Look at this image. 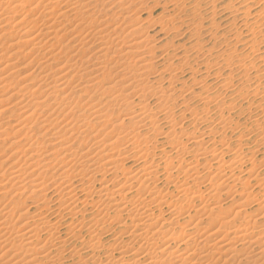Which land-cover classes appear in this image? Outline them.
I'll list each match as a JSON object with an SVG mask.
<instances>
[{"label":"bare ground","instance_id":"bare-ground-1","mask_svg":"<svg viewBox=\"0 0 264 264\" xmlns=\"http://www.w3.org/2000/svg\"><path fill=\"white\" fill-rule=\"evenodd\" d=\"M10 1H12V0H10ZM80 1L81 0H50V2H49L50 6L48 7L49 9L46 10L47 12H45V10L41 9L42 12L39 13L40 14L39 15L40 20L43 21L42 22V24H43L42 28L43 29H40V32H38V33L32 32V30H34V28H33L34 25H33L32 28L29 30V32H26L27 34H29L30 32L33 33L32 35L29 34L30 36L27 35L29 38H25L26 40H24L25 44L27 45L26 48L29 47V51H31L30 53L34 52V50L36 48L37 49L41 48L44 43L47 44L48 41H50L49 42L50 46H48L49 47L48 50L46 49L47 53H49V54H48V56H46L48 59H44V60L42 59L43 63H41L42 61H40L39 58H38L39 60H37L36 58L35 59L33 58L32 61L30 60L31 62L30 61L28 62L29 64L30 63L32 64V62L37 60V61H40L41 64H39V62H38L37 63L38 65L36 64V67L34 66L35 68L33 69V71H34L33 73L28 72V74H24V76L19 81H25V83L24 84L22 83L23 86L18 89V91L16 92L15 95L19 96V94H22V92H21L22 90H24V91L28 90V92H26V93L27 94L29 93L28 97L30 98L29 99L30 100L29 101L30 104H28V101L26 99L28 105H26V107H24V105H22V103L20 101L21 106H19V107L20 108L22 107V110H23V112L20 115V117H22L23 119L20 121V119H21L20 118L18 122L16 120V122H15L16 124L13 123L12 126L10 125V127L13 128L14 133L18 134V133L22 132L26 128L25 125L24 126L22 125L23 121L30 120L35 115L39 116V121H38L37 118H35L33 124H32V122H30L31 120L28 121V122H30L33 125L31 127L39 126L41 129L44 130L42 132V134H40L41 135L40 137H44V136L47 135L52 140H56V142H57L55 144L56 145L55 147L52 144L51 145H44V147H52L53 148L52 150L50 149V154L44 156V158H46L47 161L44 162V163L41 161L42 164L39 163L38 161L35 162V160L33 162V158L32 157L35 156V154H38V153H35V151H34V153L33 152L31 153V151H33L37 147L38 148L39 147H43L44 143L43 144L41 143L42 144L41 146L40 145L37 146V143L34 144V142L33 143L32 142L29 143L28 141L31 140L30 137L32 135H34V134H31V133H30L31 135H29L30 131L27 132V133H24L21 136L22 139L27 141V143L24 146L25 148H21V146H20L21 149L20 148L19 149L15 148L17 150H15V152L13 154H11L12 156L11 155L10 156L13 157V156L19 154L20 156L18 155L19 156L18 161H20L21 157L25 158L26 160H24V161H28L27 165H29L31 167H32V165L41 166L43 168V172H45V173H47L49 170H52V168H55L57 166L59 168L64 167V169H63L64 171H63V174H62V177H61V178H63V179H61L63 181L61 182V180H60V181H58V183H60V186L62 184V187L65 186L64 188H62V187L61 188H62V190H64L65 195L68 198H67V200L63 201L62 196H60L61 198L60 199L58 198V201H57V204H58L57 209H55L54 211L51 210V212H49L48 216L43 214L45 216L42 217L41 214H38V215L32 217L31 218L32 220L30 219V221H28L29 219L28 220L26 219L25 214H23V215L21 214V215H18V219H21V220L23 219L24 220V217H25V220L24 221L22 220L19 223H17V221H15L17 224L10 225V224L6 223V219L10 223L9 219L12 218V216L14 214H18V213H20L21 210L23 211V209H24V205L21 204L22 205L21 206L17 202L18 206H15L12 203L11 204L12 208L13 207L14 208H13V210L12 209L9 210V212L7 211L8 213H7L6 219H5L4 216L0 215L1 217H3V218L0 217L2 219V221H0V259L6 257L5 262L2 263V264H66V260H69L70 264H264V207H262V206L259 207V203H260V205H262V200H261L262 198L260 199L261 201L258 203V205H256L257 207H259L258 209L256 207V210L254 208H253L254 210L253 209H251V210L244 209L248 205L255 204V203L251 204L252 202H255V201L258 202L257 199L259 198L257 196L258 198L251 199L250 197H254V196H250L251 194H248V197L250 196L249 199L252 200V201H250L248 199V197H246L247 193H246V196H245L246 200L242 204H237L236 203V205L234 206V208L238 207L236 209V211H234L233 209L225 210L226 207H225V209H223L222 207L217 206L215 204H214L213 207H211L209 205L210 203H206L203 206H201L200 210L196 209V210L199 211L198 212L199 214L201 213L200 214V217H202L201 219H199L200 218L199 217L198 218L199 220H194L193 221V220H191L193 218L192 217L191 219H188L187 222L185 221L187 224H184V222H183V224L185 226L182 224V227H181V223L180 222L183 219H180V217H182V216L185 217V215H183V213H185L184 212L185 210H183V209H185V208L187 209V206H185L184 208H178L179 205L178 206L177 205L176 206L173 205V206H175V208L172 211H170L171 209L169 210V207H170L169 206L168 210L170 212L167 210L169 212L168 215H167L168 219L167 218L164 219L165 217L163 215L161 216L162 213L159 212V210L161 208L158 207V213H161V214L157 213L158 215H156L154 212H152V210L150 212V210H149L150 206H149V208L145 207V206H147V204L145 206H142V204L144 202L143 203L140 202L141 199L139 200V202H140L139 205L137 203V206H134L135 204L133 202H135V200L133 202L130 201V200H126V197L128 199V191H126L127 194L124 192L126 190V188H127V185H128V187L129 186L133 187L135 185H138V189L136 188L137 189L136 190L137 194H136V192L133 191L135 189V187H134V189L132 191L139 198H140L141 195L144 196L143 194L146 193L149 196V198L151 197L150 200H152V202H155V204H157L156 201H158L159 199H162L161 194H160V192L158 190L156 192L155 191L152 192L150 190L147 191V189H149V188H147L148 186L145 185L146 182H148V184H149V182L151 183V181L153 183H154V181L156 182L157 181L156 180L157 176L159 177V174L161 175V173H162L161 170H160L161 169L160 162H159V165L158 166L155 165L156 166L155 167L154 166V161L151 158L154 155V151L158 150L157 149L158 147H161V143L162 142L160 143V141H159L160 138L157 139V136L158 135H162L161 137L164 138V142H165V139L166 140H168V139L170 140V145L168 147H170V151H172L171 155H170L169 151H168L169 153L167 152L170 156L167 155V157H165L164 162H163L164 164H162L163 167H164V168H162L163 169L162 170L163 174L159 177V179H160V178L165 176L164 177V179H165L164 182H166V184L168 182H171L172 177H175V175H173L171 172H169V170L173 169V167H174L173 166L174 165L173 164V159H177L178 164L180 162V164L178 166L176 165L177 166L176 169L178 171H180L181 175H183L182 174V172H183L182 169H183V166L185 164L184 160L185 159L191 160V158L195 159V160L193 159V161L191 160L192 162L188 161L189 162L188 165L186 163V165L188 167L185 168L186 170H184L183 173L185 174V176L188 174L187 178H186V179H188V176L189 175L191 176L194 173L195 174L196 173H200V175H201L203 173L202 171L205 172V170H201V168L205 167L204 165H206V163L208 164L209 160L211 161V160L220 159L225 154L226 155L229 154L228 152H231V151L234 152L233 148L236 146L235 147L236 152H240V154L243 155V160L240 161V159H242V158H240L239 159L240 162H238L240 164L239 169L241 168V166H244V167L248 166L249 169H248V167H246L248 169L246 174H248L249 178H252V179H250L251 181L248 180L246 182L247 184H246L245 187H247V186L251 187V182H253L255 184L254 186L257 187V190H260V192L259 193L257 192V194H261L262 195V192H264V191H262V188H261V186H262V177H260V176H262V157H263V160H264V151L262 152V148H264V142H262L264 140V131H263L264 127L262 128V126H263L262 125V116L264 117V115H262V113H263V109L264 108L263 107H259L260 106V104H259L258 105V107H259L258 108L259 109L258 113H255V110L257 109V108H255L253 113H255L256 115L254 114L255 115L254 116L251 113V115H253L254 118H252V120L249 121L251 119V117H250L251 115L248 116V117H250V119L248 117H246V119L247 118L248 119H247V122L244 123V124H240L238 119L237 120H232L233 117L231 118L230 115L232 114V111H234V109H236L238 107L235 106L236 104L235 105H233V103L231 104L230 103L231 100L229 101V103L226 102L224 100L225 99L224 96L222 94H220V91H219L218 95H206L207 94L206 93V94H204L205 96H202L199 91H201L200 89H202V91L204 90V86H205V82H206V80H205L206 76L202 75L199 78H196L193 82H191L192 83L191 84L192 87H190V86H181L180 89H181V91L186 89L185 90L186 94H185L184 97L189 98L190 100H197V101L202 103L201 104L202 105L201 109L200 108H193V109L189 108L190 110H188L189 113H187V114H189L190 117H188V119L191 120V118H193V121L195 123H197L196 125L198 127H199L198 123H201V124L204 123L203 127H204L205 130H206V128H209L210 126H213V129L212 130L208 129L210 131H208V132L206 131V135L207 136L203 137V138H200L204 134L202 132L201 135L198 134L200 137L199 136H194V133H193L192 136L189 134L190 136L188 135L189 137H187L186 140H182V139L178 140L181 137L178 138V139L176 138L177 136L175 137L176 139L172 138V136L175 135V129L178 126V124H177L176 121H174V120L172 121V119H170V120L168 119L169 121H167V120L165 121V123L167 122V126H166L167 131L165 129L164 133L160 132L159 131L160 128H157V126L155 125L156 122L160 123V120L155 118L156 117L155 115H157L158 113H162V116L167 119L168 115L170 113L169 111H171L170 110L171 108L169 109V108H167L168 106H166L167 109H164L165 105H164V107H162V106H160L158 104L159 106L157 105L156 109L152 108L155 111L157 110L156 113H152L154 111L153 110L152 111L149 110L150 109V107H149L150 105L146 101H148L147 99L151 98V100H156L157 102L159 101L158 103H161L163 101H165V102L169 101L170 102L171 100H173V98L175 96L174 92L177 89L175 87H174V89L173 88H169L168 86L167 87H162V86L157 87V85H156V87L150 86L152 84V81H153L152 80L153 78L151 79V77H154V76L149 77L151 75L150 71L154 70V72H155V71H157V69H156V66L155 67L153 66L154 63H152V62L150 63L146 59V55L149 54V56H148V58H149L150 57V53H152V49L154 48L153 47L154 44L153 45L149 44L150 41H148V37L147 38H141L140 37V38H138L137 40H134V41L127 40L131 36V34L133 33L132 32L130 34V31H129V33L127 31V34H129V35L125 36L122 40H120V42H119V45L121 44L120 46H117V47L115 46V48H114L112 46V42L110 41L111 39H108V40H105V41L103 40L104 36L102 35V33L107 32V31H105V28H107V27H105V28L99 29V31L97 32L98 35L101 34V36L92 35V36H90V39H88L86 42L82 40L83 42H80V44H79V46L81 45V48L77 49L78 51L76 50L77 51V52H75L76 54H74V56H72L71 58H67V60L64 63H62V64L60 63V60H59L60 58L59 59H55L53 57V55H52L53 53H51V52L54 49L57 48V45H59V44H56V48H55V43H59L60 42V46H61V42L64 41V37L67 35L66 33H62V32L65 31L66 26L70 27V26H72V24H71L72 22H76V24H75L76 26L74 28H72L75 31V29L77 27H79L78 25L81 26L82 24H86V23H88L91 20L90 17H88V15L86 16V14H84V13L80 14L83 11L82 10L81 12L79 11L80 13L74 12L73 13L74 14V18H72L74 20L73 21H68V24L64 25V27L62 29L61 28L57 29V28L61 27L62 24L64 23V21H63L62 24L59 23V25L61 24V26L57 25L56 28L54 27V25L57 23V21L58 20L60 21L61 19L65 18V13L67 11H69V9H67L66 12L64 10H63L64 12H61L62 9H65V8H62L61 5H63V6H71V4L73 5L74 3H75V5H79ZM101 1L102 0H100V2ZM125 1L126 0H123V2H125ZM261 3L262 2H260V4ZM9 4L7 6H9ZM140 5H142V4H140ZM213 7H214V5H213ZM36 9H37V7L35 8V10ZM179 10L180 9H178V11ZM245 10L246 11H243L242 14H243L244 17H246L245 19H247L251 13L248 12L249 10L248 11H247V9H245ZM70 11H72V10H70ZM235 12H237V11H235ZM241 12L242 11H240V13ZM258 12L260 14L261 11L259 10ZM192 14H193V12H192ZM54 16H56L57 18H59V17H63V18L57 19L55 17L53 19ZM10 17H12V16H10ZM199 19H201V18H199ZM47 20L51 21L50 25H47L48 22H45ZM94 21H95V19H94ZM171 21L173 22L174 18L170 19V23H171ZM201 21L199 20L198 22H201ZM91 22H92V20H91ZM131 22L136 24L137 20L134 19L133 21H130V23ZM252 23L256 25V23H254L253 20H252ZM35 24H36V22H35ZM90 24L91 23L89 22L88 25H90ZM97 24H98V22H97ZM124 25L125 24H123L122 27H124ZM149 25H150V23H149ZM257 25L258 26H255L254 28H252V31L251 30H249V31L253 32L254 34H257V33L260 34V31H257L258 27L260 25L259 24H257ZM116 26L115 27L113 26L112 28L110 27L109 30H108L109 32H112L115 37L120 32L121 33L125 32L124 28L127 29L126 27L121 28V26H118V25H116ZM30 27H31V25H30ZM11 28H12V26H11ZM53 28H55V29H53ZM98 28H100V27H98ZM133 29H134V34H135V33H138L136 31H138L140 29V27H139V29L137 27V30H136V27L135 28H131V31H133ZM259 30H261V29H259ZM254 34H252L251 36H253ZM263 37H264V35H263ZM105 38L107 39V37H105ZM117 39H118V37H117ZM69 40H68V42L71 41V40L70 41ZM24 42H22V43H24ZM16 43H19V42L17 41ZM88 43H90V45H88ZM12 45L14 46V44H11L10 46H12ZM66 45L67 46L64 45L65 47L64 46L62 47V48H65V51L69 50V49L72 50V48L69 47L68 43ZM86 45H88L90 47H88V48L86 47L85 48ZM124 47L127 48V50L124 51L123 50ZM4 48H6V47H4ZM255 49L257 50V47ZM256 50H255V52H256ZM83 52H87V53L91 52V53L89 54V56L86 57V55L82 56ZM147 52H148V54H146ZM255 52H254V55H255ZM61 53H63V52H61ZM256 53H258V50H257ZM184 54H185V52H184ZM151 56H153V54ZM168 57H166V58H168ZM242 57H245V56H241L240 58H238V60L233 64V66L237 65V64H241L244 61V60H242ZM257 57H258V55H257ZM258 58H259V60L262 59L261 57H258ZM228 59H229V61H233L235 59V57H231V58L229 57V58H227V60ZM149 60H150V58H149ZM91 62H93L92 65H90ZM171 62H170V64H171ZM79 63H80V65H79ZM183 63H185V62H183ZM32 65H34V64H32ZM96 65L97 66H103V68H102L103 70H98L97 73L94 74L95 76L92 75L93 76V84L91 83L92 81H90V79H88L89 81L87 80V82L85 83L83 81L85 76L89 75V73H92V72L94 73V71L96 72V70L98 69V68H95V67H97ZM53 66H55V67H53ZM91 67H93V69ZM99 69H101V68L99 67ZM164 69L165 68H163L162 70L165 71V72L167 71L166 72L167 74H168V72L172 71V69H170V68L168 70L167 69L164 70ZM253 69H255V71H254V73L252 75L255 76L254 77L255 80H257V81L261 80L262 77H263L262 76L263 74H260V75L257 74L261 70L259 68L256 69L254 67H253ZM192 70L194 71V69H192ZM154 72L152 73L153 75H154ZM155 73H161V69H160V72L158 71V72H155ZM34 74H36V76H34ZM56 74H59V75L55 76ZM175 75L176 74H174V76ZM38 76H40L43 79V82L42 83L40 82V84H39V82H38V84L35 83L36 80L37 81L39 80V78L36 79ZM157 76L159 78V75H157ZM253 76L250 75V77H253ZM10 77L12 78L11 74H9V75L6 74L5 77H3L2 79H6V78L9 79ZM168 78L173 80V78H170V77H168ZM154 79H155V77H154ZM252 80H251V82H252ZM47 81H49L48 84H51V86L47 84ZM57 81H60V83L54 85L53 83H56ZM158 82H159V80H158ZM174 82H175V80H174ZM248 82H246V83H248ZM258 82H257V85L259 84ZM246 83L244 82V84H246ZM44 84H45V87L42 89L41 86L44 85ZM233 84L234 83H227V82L225 84H223V85L220 84L221 85L220 89L222 91H224L225 94L229 93V92H234L231 89ZM249 84L251 85V83H249ZM72 85H73V87L70 88ZM158 85H159V83H158ZM260 85H261V83H260ZM254 86H256V85L254 84ZM30 87H32V88H30ZM258 87H259V85H258ZM258 87H256V88L260 89ZM261 87H263V86L261 85ZM68 88H69V90H68ZM241 88H243V84H242ZM251 88L253 89L254 87H251ZM41 89L44 90V91H47L48 93H46L44 91H41ZM180 89H178V90L180 91ZM245 89L246 88L241 89V90H245ZM24 91H23V93H24ZM202 91H201V93H202ZM240 91L238 90V92L236 91L235 93L237 94ZM247 91H248V89H247ZM253 91L254 92H252V94H251V95H253V93H254L253 96L248 95L251 92L247 93L248 97H250V98H248V103L249 104L251 103V101L255 100L254 99L255 96L257 97V93L256 92H259V91H256V89L253 90ZM261 91H262V89H261ZM209 92H208V94H209ZM263 92H261V93H263ZM77 93H82V94H86V93H90L91 94L92 93L94 96L96 94H100V93H101V95L104 94L105 96L107 94V96H106L107 98H106V102H105L104 106H107L109 109H111L110 107H113V106H119V108L124 106V109L121 110V114L125 112L127 117L125 119L122 118L121 122H117L118 121L117 120L116 122L118 124H116V125H114L112 127L110 126V128H112L111 132L109 134H107V135L104 133L105 136H103V139H101L99 141L97 140L96 136H92L90 138L86 137L88 139L87 140L88 142H90V141L94 142L91 145L90 148L85 146L87 144V142L86 143L84 142L85 137H76L77 136L76 135L75 136V140H74V138H73V140L74 141H81V143L79 142L78 149H74L73 150V148L70 145H68L70 142H72V141H70L71 138H72V134L68 135V131L71 130V132H69V133H72V131H74V129L78 130V128H80V129L81 128H86L88 123H89V126H90V122H88L90 120L89 119L87 120V118L85 120V117H83L84 118V119H82L83 121L80 120L82 122L81 124H79L78 122L73 120L75 122L72 123L71 129L68 130V128H70L71 125L68 124L69 127L67 129L66 128H62V127L59 128L60 127V125L58 124L59 121L56 119V117L59 116V115L61 116V114L64 113L63 117H65V118L71 117L70 119L72 120L73 115H74L75 112H74L73 107L71 108L69 106L70 100L72 98H74V96H76L78 98V100L80 99V97L83 96L82 94L77 96ZM217 93L218 92H216V94ZM73 94H76V95H73ZM263 94H261V95H263ZM26 95L22 94L23 98ZM245 95L246 94H244L242 96L244 97ZM229 96H232V98H233L232 94L229 95ZM229 96H228V98H230ZM245 97H247V96H245ZM258 97H259V95H258ZM21 98H18V99L20 100ZM90 98L92 99V97H90ZM58 99H59V101H58V104H57L56 101ZM262 99H263V97H262ZM243 100L246 101L247 99H243ZM260 102H258V103H260ZM14 103H15V101H14ZM14 103L12 104L13 106H11L12 108L13 107L15 108L16 107L15 105H17V103L15 105H14ZM55 103L57 104L58 107H56V108L55 107H51V105H53ZM234 103H236V101ZM241 103H239V104H241ZM256 103H254L253 106H256L255 105ZM24 104H25V102H24ZM249 104H248V106H250ZM182 106H184V105H182ZM28 108H30L31 110L33 109V110L30 111V110H28ZM95 108H97V107L95 106ZM95 108H94V106H90L88 108L89 109L88 110L89 111L88 112L89 113L88 117H90L94 121V124H93L94 126L93 127H95L96 124L99 125L102 120L105 122V120L107 119L106 116H103V114H102L103 111L102 110L95 109ZM251 109H252V107H251ZM224 110L226 111V113L229 114V116L227 115L229 117V119H227L228 117L223 118L222 114H223ZM39 111L41 113H39ZM46 111H47V114L43 115V113L46 112ZM65 111H66V113H65ZM246 111L248 112V110H246ZM210 112L214 113L213 117H216V119L212 120L213 117H208V115H209L208 113H210ZM22 115H25V116H22ZM247 115H249V114H247ZM108 116H109V114H108ZM182 116H184V115H181L180 118H182ZM53 117H55L54 120L56 119L57 121L52 122V121H54V120H51ZM222 118H223V120H222ZM163 119H161V120H163ZM188 119H186V120L184 119L185 122L188 121ZM71 120H70V123H71ZM244 120L242 122H245ZM103 121H102L101 124L104 123ZM194 122L190 121V123H194ZM4 123L6 124V122H4ZM30 123H28V125ZM76 123H78V125ZM111 123L112 122H110L107 119L106 122L104 123L103 127L105 128V127H107L106 126L107 124L110 125ZM247 123L250 126V129L244 127L245 124H247ZM2 124L3 123H0V127L4 125V124L3 125ZM149 126H151V127L154 126L152 128L157 129L159 132L158 131L156 132V130L152 129V131L154 130L153 131V136L141 137V134L143 133V132H141V129H143V128L145 129V128L149 127ZM190 126H192V124ZM241 126H243L245 129H247L246 130L247 132H243V130H240V128H242ZM5 127H7L6 129L10 130V128H8L9 127L8 124L5 125ZM31 127H28V129L30 130ZM48 127L52 131V133L50 135H48V131L50 132V130H48L49 129ZM93 129H95V128H93ZM116 129L117 130L119 129V131H118L119 135H121L122 133H124V134L127 133L126 132L127 130H128V132L130 131V133H132L133 135L131 134L132 135L131 138L126 140L125 142H124V140H120L118 138H117V140L114 137L110 138V136H113V133L115 132ZM180 129H181V127H180ZM204 129H202V130H204ZM0 130L2 131V129H0ZM13 130H10L9 132H11ZM77 130H76V134L78 132ZM205 130H204V132H205ZM234 130L237 131L236 135H238L237 138H236V141L233 142V143H236V145L233 144L232 142H230L231 140L229 142L224 141V140H227V138H228V137L224 138V137H226L227 133H233ZM1 131H0V133H2ZM146 132H149V130L146 131ZM146 132H144V133L146 134ZM196 132H197V130H196ZM87 133H89V130H88ZM87 133H86V135H87ZM200 133H201V131H200ZM213 133L214 134L216 133V135L218 134L219 137H220L219 139H221V140L218 141V139H216V138H211L210 134L215 136ZM118 134H116V135H118ZM1 135H3V133ZM80 135H82V134H80ZM88 135H90V134H88ZM230 135H228V136H230ZM247 136H250V137L247 138ZM21 137H20V139H21ZM33 137H37L38 138V136H36V135L33 136ZM33 137H31V138H33ZM244 137L246 139H244ZM170 138H172V139H170ZM255 138L257 140H255ZM20 139H19V142H20ZM121 139H123V138H121ZM211 141L213 143L207 147L206 145L209 144V142H211ZM217 141L223 147V148L221 147L222 149L220 151H218V152H216L217 148L215 147V145H216L215 143H217ZM262 143H263V145H262ZM18 144H20V143L14 141L13 143H11L10 148L17 146ZM72 144H73V142H72ZM100 144H103L102 151L99 149V150H96V152L101 151L102 152V155H100L101 157L98 154V156L100 158L99 157L95 158V156H93V154H92V156L95 158V160L91 161V159H90L91 165H87V162H86L87 167L83 166L82 162H85V160L87 158L85 160H83L82 162L80 161V158L83 159V158L87 157V155H89V153L92 152V149H94L95 146L98 147ZM123 145L125 146V148L123 147ZM233 145H235V146H233ZM247 145H252V146L249 147V148H246V147H248ZM120 146L123 147L122 148L123 150H119ZM204 146H206V147H204ZM243 146H245V147L243 148ZM159 149L162 151L161 148H159ZM152 150H154V151H152ZM163 150H164V148H163ZM218 150H219V148H218ZM37 151H39V150H37ZM26 152H29V154H25ZM47 153H49V152H46V154ZM163 153H164V151H163ZM167 153L166 152L164 153L165 156H166ZM40 154H41V152L39 153V155ZM26 155H28V156H26ZM53 156H55V157H53ZM38 157H36V158H38ZM183 158H185V159L182 160ZM236 158H239V157H236ZM121 159L123 161L124 160L126 161L128 159L138 160V161H140V163L142 162L141 164H143V165H140L139 171L134 172V173L128 172V170L127 171L125 170L126 172L124 170L121 171V168L119 169L120 172H118L119 171L118 170L119 166L118 167H116V166L118 164H120L122 166V164H121L122 160ZM223 160H221V162H219V163H222ZM117 161L119 162L118 164H116ZM175 161L176 160H174V162ZM177 162H175V164ZM185 162H187V161H185ZM202 162H206L205 164H203V167H201L202 165H200V163L202 164ZM214 162H212V163L214 164ZM231 162L232 161L230 160V163ZM210 163L208 164V166L210 165ZM217 164H218V162H217ZM224 164H226L225 161L222 164H220L222 168H223ZM14 165H16V164H14ZM199 165L201 167V168L199 167L201 172H199L197 170L199 168H197V169L195 168L196 166H199ZM220 165L218 164L219 169H217V170H220ZM235 165H234V167H235ZM80 166H83L85 168V169L82 168V172L83 173H81L79 171V169H77L78 171H76V168L80 167ZM110 166H112V167H110ZM20 167L17 168V170H15V172L13 171V175H11L12 176L11 178L13 179V181H16V183L19 182L22 179V176H21L22 174L21 173L23 172V174H24L26 172V171H24L26 169H22ZM41 167H40V171H41ZM105 167H108L109 169H111L110 170L111 174L116 175V177L121 176V179H119V178H116L117 180L115 179L116 181L119 180L121 182V183L120 182L116 183L117 187H116L115 191H112V192L110 191L111 186L109 185L110 186V189H109V187L106 185L108 181H106V182L104 181L103 184H105L106 186H103V184H102L101 188H99L97 190V192H94L95 189L93 191H91L92 188L90 189V187L93 185L92 182H90V185H91V183H92V185L91 186L89 185L88 187H85V186H87L86 184H85L84 187L83 186L73 187V186H76V185L71 186V185H68V184L66 185L65 184L68 181H70V182L72 181L71 177H74L76 179L78 178L79 181L81 180L83 182H86L83 179V177H86V179L88 178L91 181H98L97 178H99V177L101 179L103 178V180H104L106 178L104 176L107 174L106 171H108V168L106 170ZM236 167H238V166H236ZM35 168L36 167H34V169ZM208 168L210 169V167H208ZM213 168H214L213 171L216 172L215 166ZM216 168H218V167H216ZM230 168L232 169L233 167L231 166ZM34 169H31V171H33ZM36 169H38V168H36ZM122 169H124V168H122ZM174 169H175V167H174ZM181 170H182V172H181ZM207 170L208 169H206V171ZM221 170H220V173H221ZM40 171H38V172H40ZM74 171H76V173H74ZM233 171L234 170H232V172ZM159 172H161V173H159ZM108 173H109V171H108ZM177 173H179V172H177ZM208 173H210V172H208ZM208 173H206V174H208ZM0 175L2 176V174H0ZM205 175L202 174V176H199V177H196L197 176L196 175L193 178V180L191 179L193 184H195V183L197 184V182H200L201 180H202L201 182H204L205 177H207ZM39 176H41V174H39L37 176V178H34L35 181H32L30 183L33 187H35L37 189L33 193H40V192H43L45 190V188L40 187V183H37V180L39 181V179H38ZM81 176H82V178H79ZM218 177H216V178H218ZM11 178H9V179H11ZM183 178L185 179L184 175H183ZM55 179H57V178H55ZM208 179L210 180V177ZM208 179H206V180H208ZM236 179H237V177H236ZM140 180H142V181H140ZM213 180H214V178H213ZM111 181H114V180L112 179ZM183 181L184 180H182V183H184ZM211 181H212V179L210 180V182ZM226 181H228V180H226ZM239 181H241V180H239ZM245 181H246V179L244 180V183H245ZM137 182H139V183H137ZM248 182H249V184H248ZM9 183H11V182H9ZM63 184H65V185L63 186ZM173 184H174V182H173ZM234 184H235V182H234ZM46 185H44V186H46ZM243 185H245V184H243ZM11 186L13 188L15 186V184H13ZM151 186H152V184H151ZM195 186H194V188H195ZM212 187H213V185H212ZM252 187H253V185H252ZM51 188H53V187H51ZM175 188L178 189V187H175ZM220 188L222 189V187L218 186L216 188V191L218 192L220 190ZM48 189H46L45 192H48L49 191ZM56 189H58V188L54 187V190H56ZM181 189L182 188L179 189L180 190V194L182 192V195H184L183 194L184 190H181ZM198 189H199V187H197V190ZM58 190H61V189L59 188ZM153 190H156V189L154 188ZM208 190H209V188H208ZM230 190H231V187L226 192L229 193ZM245 190H247V188ZM16 191H18V190H16ZM32 191H31V193H32ZM189 191L190 190H188V193H189ZM64 192H62V193H64ZM194 192L196 193V191H194ZM197 192H199V190ZM217 192H216V194H217ZM44 193H41V194H44ZM56 193H57V190H56ZM177 193H179V192H177ZM191 193L192 192H190L189 194H191ZM195 193H194V197L195 196L198 197L197 194H200V193H197L195 195ZM180 194L178 196H182ZM204 194H205V192H204ZM45 195H46V193H45ZM255 195H256V193H255ZM41 196H43V195H41ZM58 196H59V194H58ZM134 196H133V198H135ZM185 196H187L186 193H185ZM118 197H120V202H117V198ZM144 197H146V196H144ZM166 197H167V195H166ZM192 197H190V198H192ZM215 197H217V196L215 195ZM260 197H262V196H260ZM64 198H65V196H64ZM183 198H184V196H183ZM200 198H201V196H200ZM212 198H213V196H212ZM36 199L38 200V198H36ZM181 199H182V197H181ZM181 199L179 201H181ZM197 199L199 200V198H197ZM41 200H43V203H46L47 202L46 200H48V199H46V197H43ZM208 200L210 201V198ZM208 200H206V201H208ZM217 200H220V199L217 198ZM159 201H162V200H159ZM159 201H158V203H159ZM176 201H177V199H176ZM186 201H188V200H186ZM186 201H185V203H186ZM191 201H193V200L191 199ZM191 201H190V203H194V202H191ZM152 202H150L151 205H152ZM40 203L43 204L42 202H40ZM145 203H147V201ZM160 203H162V202H160ZM163 203H164V201H163ZM183 203L184 202L182 200L181 204H183ZM188 203H186V204L188 205ZM233 203H234V200H233ZM34 204H36V203H34ZM167 206L168 205L166 204V208H167ZM190 206H192V205H190ZM45 207H46V205H45ZM90 207H91V209L96 211V214H97L96 216H98L97 219H93L91 222H89L90 224L88 223V224H84L82 226H80L81 224L80 225L78 224L79 225V227L77 226L78 228H76V227L72 228L73 224L71 222L76 221L73 217H75V218L81 217L82 218L83 217L82 215H85L84 212L86 211V209L87 208L89 209ZM238 209H239V211H238ZM189 210H191V209H189ZM110 211L113 213V216H114V218L113 217H111V218L115 219V220H113V223H114V221H116L117 223L121 222V224H122V221L127 219L129 221V224H126V225H129V227H132L133 229L131 230V232H133V230H134V232L132 234H131V232H128V230L123 232V230H124L123 229L122 231L119 230L121 232V233L119 232L120 234H118L116 236H113V237H112L111 234H110L111 237L110 236L108 237L107 235L101 236V235L105 234L106 231L104 232L105 228L104 229H100V226H102L107 219L109 221V218H110V213L109 212ZM182 211H183V213H182ZM193 211H194L193 214L197 213V211L196 212H195V210H193ZM165 213L163 212V214H165ZM198 213H197V215H198ZM194 216H195V214H194ZM48 217H50V218H48ZM188 218H190V217H188ZM64 219H69L71 221L70 223L72 225H69V226L67 225V227H65L63 230H60V227H61L60 221H63ZM162 219H164V222H161ZM236 219H238L239 221L241 220L240 223H236L235 222ZM110 223H111V221H110ZM141 223H143V225L145 227L147 225V227H146L145 232L144 233L142 232L143 234H140V235H138L139 237H137V236L134 235V233L136 231L138 233L141 230V228H140V225H142ZM239 224H240V226H238ZM123 225H121V226H123ZM173 225H175V226H173ZM186 225L188 226L187 230L183 231L184 228L186 227ZM159 227L160 228L163 227L165 229V231L160 233L159 232ZM155 228H157L158 230L156 231ZM162 229L160 231H162ZM142 230L144 231V229H142ZM153 230H155V231L152 232ZM122 233L124 235H126V233L128 234V235H126L127 239L122 237L123 236ZM43 235H47V239L48 240L43 237L46 240L45 243H43V239H42ZM101 237H106V239L108 240L107 244L104 243L105 241L103 242ZM141 243H142V245L138 246ZM149 246H151V248H148ZM9 256H10V258H9Z\"/></svg>","mask_w":264,"mask_h":264},{"label":"rangeland","instance_id":"rangeland-1","mask_svg":"<svg viewBox=\"0 0 264 264\" xmlns=\"http://www.w3.org/2000/svg\"><path fill=\"white\" fill-rule=\"evenodd\" d=\"M1 2H0V123H3L2 125L3 126H1L0 127V129H2V133H3V135H1L2 133H0V174H2V176L0 175V215H2V216H4L5 217V219H6V216H7V213L9 212V210H13V208H12V203L15 205V206H18L17 204L19 203L20 205L22 204V205H24V209H23V211L21 210L20 211V213H18V214H14L13 216H12V218H10L9 220H10V223H9V221L6 219V223L7 224H10V225H12V224H17V223H19V222H21L22 220L21 219H18V215H23V214H25V217H26V219L28 220V221H30V219L32 218V217H34V216H36V215H38V214H41V216L42 217H44L45 215H49V212H51V210L52 211H54L55 209H57V207H58V204H57V201H58V198L60 199L61 197L60 196H62V199H63V201H65V200H67V196L65 195V192H64V190H62V188H64L65 186V184L67 185H71V186H73V185H76V186H73V187H80V186H85V184L87 185V186H85V187H88L89 185H90V182H92L93 183V185H92V183H91V185L93 186H91L90 187V189H91V191H93L94 189V192H97V190L99 189V188H101V185L103 184V182L105 181H108L107 182V186L109 187V189H110V186H111V189H110V191L112 192V191H115V189H116V187H117V185H116V183H119L120 181L118 180V181H116L117 179L116 178H119V179H121V176H118V177H116V175H114V174H111V172H110V170L111 169H109L108 167H105V169L107 170V168H108V171H109V173H108V171H106V173L108 174H106L104 177H106L104 180H103V178L101 179L100 177L99 178H97V180L98 181H91V180H89L88 178V180L86 179V177H83V179L87 182H83V181H79L78 180V178L76 179V178H74V177H71V179H72V181L70 182V181H68V182H66L65 184H63V186L64 187H62V184H61V186H60V183H58V181H60L61 179H63V178H61L62 177V174H63V169H64V167H61V168H59L58 166L57 167H55V168H52V170H49L47 173H45V172H43V168L41 167V166H34V165H32V167L31 166H29V165H27L28 164V161H24V160H26L25 158H22L21 157V159H20V161H18V158H19V154H17V155H15V156H13V157H11L12 155L11 154H13L14 152H15V150H17V149H19L20 148V146H21V148H25L24 146H25V144L27 143V141H25L24 139H22V135L24 134V133H27V132H29V135H31V134H34V135H32L31 137H33V136H38V138L37 137H33V138H31L30 137V139L31 140H29L28 142L29 143H33L34 142V144H36L37 143V146H41L43 143V147H37L36 149H34L33 151H31V153L33 152L34 153V151H35V153H38V154H35V156H33L32 158H33V162H34V160H35V162H39V163H41V161L44 163V162H46L47 161V159L46 158H44V156H46V155H48V154H50V149L52 150L53 148L52 147H44V145H54V147L56 146L55 144L57 143L56 142V140H52L49 136H44V137H40L41 135L40 134H42V132L44 131L43 129H41L39 126H35V127H31V126H33L32 124H33V122H34V120H35V118H37L38 119V121H39V116H37V115H35L32 119H30V120H27V121H23V123H22V125L24 126L25 125V127L27 128H25L22 132H20V133H14V130H13V128L12 127H10V125L12 126V124L14 123V124H16L15 122H16V120H17V122L19 121V119H20V121L23 119L22 117H20V115L22 114V112H23V110H22V107L20 108L19 106H21V104H20V101H21V103H22V105H24V107H26V105H28V104H30V98L28 97L29 95V93L27 94L26 92H28V90H22L21 92H22V94H27L24 98H23V96H22V94H19V96L18 95H15L16 94V92L18 91V89L20 88V87H22L23 85H22V83L24 84L25 83V81H19V80H21V78L24 76V74H28V72H31V73H33L34 71H33V69L36 67V64L39 62V64H41V63H43V61H42V59L44 60V59H48L46 56H48V54L49 53H47V50H48V46H50V41H48V43L46 44V43H44L43 45H42V47L41 48H39V49H35L34 50V52H32V53H30L31 51H29V47H27L26 48V44H25V42H24V40H26L25 38H29L27 35H32L33 33H29V34H27L26 32H29V30L32 28V26H33V28H34V30H32V32H35V33H38V32H40V29H43L42 27V22L43 21H41L40 20V17H39V13L40 12H42V10H45V12H47L46 10H48L49 8V6H50V4H49V2H50V0H12V1H10V0H0ZM7 1V2H6ZM11 3H10V2ZM97 1V2H96ZM103 1V2H102ZM101 2H100V0H81L80 1V4L79 5H75V3L72 5L71 4V6H63V5H61L62 6V8H65V9H62L61 10V12H66L67 11V9H69V11H67L66 13H65V18H63V17H59V18H57L56 16H54L53 17V19L56 17L57 19H61V18H63V19H61L60 21L58 20H56L57 21V23L54 25V27L56 28L57 27V25L58 26H61V24L63 23V21H64V23L62 24V26L61 27H59V28H57V29H62L63 27H64V25H67L68 24V21H73L74 19H72V18H74V12H78V13H80L82 10V12L80 13V14H86V16L88 15V17H90V19L92 20V22H91V20L89 21L91 24L90 25H88L89 24V22L88 23H86V24H82L81 26L80 25H78L79 27H77L76 29H75V31L72 29V28H74L76 25V22H72L71 24H72V26H66V28H65V31L64 32H62V33H66L67 35L64 37V41H62L61 42V46H60V42L59 43H55V48H56V44H59V45H57V50L56 49H52L53 51L51 52V53H53L52 55H53V57L55 58V59H59L60 60V63L62 64V63H64L66 60H67V58H71L72 56H74V54H76L75 52H77L78 50L77 49H79V48H81V45L79 46V44H80V42H83V41H87L88 39H90V36H92V35H98V31H99V29H101V28H105V27H107V28H105V31H107V32H104V33H102V35L104 36V41L105 40H108V39H111L110 41L112 42V46L115 48V46L117 47V46H120L119 45V42H120V40H122L125 36H127V35H129V34H127V31H128V33H129V31H130V34H131V36L127 39V40H131V41H134V40H137L138 38H147L148 37V41H150L149 42V44L150 45H153V49H152V53H150V60H149V58H148V56H149V54H148V52L146 53V54H148V55H146V59H147V61L148 62H152V63H154V67L156 66V69H157V71H155V72H160V69H161V73H155L154 72V70L153 71H150L151 72V75L149 76V77H151V76H154L155 77V79H154V77H151V79L153 80L152 81V84L150 85V86H153V87H156V85H157V87H160V86H162V87H169V88H173L174 89V87L177 89V90H175V96H174V98H173V100H171L170 102L169 101H167V102H165V101H163V102H161V103H158L156 100H151V98H149V99H147L148 101H146V102H148V104L150 105L149 107H150V109L149 110H153L154 112H152V113H156V111L154 110V109H152V108H155L156 109V106L159 104L160 106H162V107H164V105H165V107H164V109H167V108H171L170 110L171 111H169L170 113H169V115H168V118L166 119L165 117H163L162 116V113H158L157 115H155L156 117L155 118H157L158 120H160V123L158 122H156L155 123V125L157 126V128H160V132H162V133H164V131H165V129H166V126H167V122L165 123V121L167 120V121H169L170 119H172V121L174 120V121H176L177 122V124H178V126L176 127V129H175V135H173L172 136V138H174V139H178V138H180V139H178V140H186V138L187 137H189L190 135L192 136L193 135V133H194V136H199L198 134H202V132L205 134H203L200 138H203V137H206L207 135H206V131L208 132V131H210V130H212L213 129V126H210L209 128H206V130L204 129V127H203V125H204V123H198V125H199V127L196 125L197 123H195L194 121H193V118H191V120L190 119H188V117H190L189 116V114H187V113H189L188 112V110H190V109H193V108H202V103L201 102H199V101H197V100H190L189 98H186V97H184L185 96V94H186V89H184V90H182L181 91V86H190V87H192L191 86V82H193L196 78H199L200 76H202V75H204V76H206V82H205V86H204V90L202 91V89H200L201 91H202V93H201V91H199L200 92V94L202 95V96H205L204 94H206V95H218L219 94V91H220V94H222L223 96H224V100L226 101V102H228L229 103V101H230V103L232 104L233 103V105H235L236 107H238V108H236V109H234V111H232V114L230 115L231 116V118H232V120H237L238 119V121L240 122V124H244V123H246L247 122V119L249 118L250 119V117H251V119L249 120V121H251L252 120V118H254V116L256 115L255 113H258V111H259V107H263L264 108V37H263V35H264V0H126L125 2H123V0H102ZM173 1V2H172ZM159 2V3H158ZM175 2V3H174ZM184 2V3H183ZM196 2V3H195ZM201 2V3H200ZM260 2H262L261 4H260ZM10 3V4H9ZM20 3V4H19ZM85 3V4H84ZM101 3V4H100ZM122 3V4H121ZM171 3V4H170ZM178 3V4H177ZM194 3V4H193ZM9 4V6H7ZM41 4V5H40ZM127 4V5H126ZM140 4H142V5H140ZM175 4V5H174ZM196 4V5H195ZM200 4V5H199ZM210 4V5H209ZM227 4V5H226ZM39 5V6H38ZM82 7H81V6ZM164 5V6H163ZM213 5H214V7H213ZM33 6V7H32ZM110 6V7H109ZM112 6V7H111ZM140 6V7H139ZM206 6V7H205ZM225 6V7H224ZM255 6V7H254ZM37 7V9L39 10H35V8ZM73 7V8H72ZM174 7V8H173ZM179 7V8H178ZM222 7V8H221ZM9 8V9H8ZM47 8V9H46ZM72 8V9H71ZM79 8V9H78ZM86 8V9H85ZM236 8V9H235ZM262 8V9H261ZM42 9V10H41ZM78 9V10H77ZM178 9H180L179 11H178ZM245 9H247V11L248 12H250L251 14L249 15V17L247 18V19H245L246 17H244L243 16V11H246ZM64 10V11H63ZM70 10H72V11H70ZM225 10V11H224ZM261 11L260 12V14H259V12L258 11ZM7 11V12H6ZM12 11V12H11ZM34 11V12H33ZM80 11V12H79ZM116 11V12H115ZM150 11V12H149ZM235 11H237V12H235ZM240 11H242L241 13H240ZM11 12V13H10ZM142 12V13H141ZM148 12V13H147ZM192 12H193V14H192ZM223 12V13H222ZM33 13V14H32ZM238 13V14H237ZM256 13V14H255ZM12 14V15H11ZM17 14V15H16ZM32 14V15H31ZM119 14V15H118ZM180 14V15H179ZM213 14V15H212ZM254 14V15H253ZM259 14V15H258ZM67 15V16H66ZM171 15V16H170ZM10 16H12V17H10ZM110 16V17H109ZM173 16V17H172ZM201 16V17H200ZM243 16V17H242ZM258 18H257V17ZM67 17V18H66ZM94 17V18H93ZM106 17V18H105ZM133 17V18H132ZM227 17V18H226ZM262 19H261V18ZM36 18V19H35ZM130 18V19H129ZM147 18V19H146ZM151 18V19H150ZM163 18V19H162ZM172 18H174V21L172 22L171 21V23H170V19H172ZM199 18H201V19H199ZM256 18V19H255ZM35 19V20H34ZM38 19V20H37ZM70 19V20H69ZM94 19H95V21H94ZM137 20V23L135 24V23H130V21H133V20ZM146 19V20H145ZM178 19V20H177ZM203 19V20H202ZM233 19V20H232ZM258 19V20H257ZM201 21V22H198V21ZM252 20H253V22L254 23H256V25L255 24H253L252 23ZM256 20V21H255ZM261 20V21H260ZM33 21V22H32ZM66 21V22H65ZM140 21V22H139ZM158 21V22H157ZM162 21V22H161ZM168 21V22H167ZM234 21V22H233ZM261 23H260V22ZM35 22H36V24H35ZM45 22H48L47 23V25H50V23H51V21L49 20H47V21H45ZM97 22H98V24H97ZM220 22V23H219ZM230 22V23H229ZM233 22V23H232ZM243 22V23H242ZM59 23H61L60 25H59ZM96 23V24H95ZM113 23V24H112ZM117 23V24H116ZM130 23V24H129ZM149 23H150V25H149ZM242 23V24H241ZM38 24V25H37ZM40 24V25H39ZM74 24V25H73ZM78 24V23H77ZM123 24H125L124 25V27H126L127 29H125L124 27H122L123 26ZM185 24V25H184ZM201 24V25H200ZM252 24V25H251ZM257 24H259L260 26V28L258 27V30L257 31H260V34L259 33H257V34H254L253 32H251L252 31V28H254L255 26H258ZM3 25V26H2ZM27 25V26H26ZM30 25H31V27H30ZM116 25H118V26H121V28H124V31L125 32H120L116 37L113 35V33L112 32H109L108 30H109V28L111 27H115ZM129 25V26H128ZM138 25V26H137ZM209 25V26H208ZM218 25V26H217ZM234 25V26H233ZM247 25V26H246ZM254 25V26H253ZM11 26H12V28H11ZM131 26V27H130ZM245 26V27H244ZM253 26V27H252ZM263 26V27H262ZM30 27V28H29ZM41 27V28H40ZM91 27V28H90ZM98 27H100V28H98ZM117 27V26H116ZM136 27V30H137V27H138V29H139V27H140V29L138 30V31H136V32H138V33H135L134 34V29H133V31H131V28H135ZM212 27V28H211ZM55 28H53V29H55ZM81 28V29H80ZM88 28V29H87ZM164 28V29H163ZM175 28V29H174ZM190 28V29H189ZM201 28V29H200ZM15 29V30H14ZM23 29V30H22ZM56 29V30H57ZM79 29V30H78ZM259 29H261V30H259ZM25 30V31H24ZM86 30V31H85ZM195 32H194V31ZM249 30H251V31H249ZM89 31V32H88ZM94 31V32H93ZM210 31V32H209ZM262 31V32H261ZM6 32V33H5ZM72 32V33H71ZM79 32V33H78ZM96 32V33H95ZM26 33V34H25ZM74 33V34H73ZM107 33V34H106ZM184 33V34H183ZM195 33V34H194ZM107 36H106V35ZM174 34V35H173ZM239 34V35H238ZM252 34H254L253 36H251ZM29 35V36H30ZM78 35V36H77ZM135 35V36H134ZM137 35V36H136ZM142 35V36H141ZM98 36H101V34L100 35H98ZM123 36V37H122ZM139 36V37H138ZM146 36V37H145ZM214 36V37H213ZM234 36V37H233ZM23 37V38H22ZM105 37H107V39L105 38ZM109 37V38H108ZM111 37V38H110ZM117 37H118V39H117ZM181 37V38H180ZM200 37V38H199ZM210 37V38H209ZM254 37V38H253ZM21 38V39H20ZM179 38V39H178ZM217 38V39H216ZM220 38V39H219ZM6 39V40H5ZM67 39V40H66ZM71 41H70V40ZM160 39V40H159ZM68 40L70 41V42H68ZM79 40V41H78ZM83 40V41H82ZM254 40V41H253ZM3 41V42H2ZM19 42V43H16V42ZM130 41V42H131ZM245 41V42H244ZM22 42H24V43H22ZM46 42V41H45ZM114 42V43H113ZM154 42V43H153ZM172 42V43H171ZM254 42V43H253ZM16 43V44H15ZM64 43V44H63ZM68 43V45H69V47L70 48H72V50H66L65 51V48H62L64 45L65 46H67L66 44ZM75 43V44H74ZM237 43V44H236ZM252 43V44H251ZM11 44H14V46L12 45V46H10ZM63 44V45H62ZM114 44V45H113ZM165 44V45H164ZM224 44V45H223ZM260 44V45H259ZM263 44V45H262ZM22 45V46H21ZM88 45H90V43H88ZM88 45H86L85 46V48L87 47H90V46H88ZM176 45V46H175ZM181 45V46H180ZM237 45V46H236ZM20 46V47H19ZM64 46V47H65ZM72 46V47H71ZM170 46V47H169ZM189 46V47H188ZM252 46V47H251ZM4 47H6V48H4ZM158 47V48H157ZM164 47V48H163ZM169 47V48H168ZM257 47V50H258V53H256L257 52V50L255 49ZM45 48V49H44ZM74 48V49H73ZM181 48V49H180ZM47 49V50H46ZM64 49V50H63ZM123 49V48H122ZM157 49V50H156ZM159 49V50H158ZM235 49V50H234ZM244 49V50H243ZM77 50V51H76ZM124 51L125 50H127V48H125L124 47V49H123ZM122 50V51H123ZM186 50V51H185ZM233 50V51H232ZM252 50V51H251ZM255 50H256V52H255ZM63 52V53H61V52ZM69 51V52H68ZM208 51V52H207ZM65 52V53H64ZM172 52V53H171ZM184 52H185V54H184ZM254 52H255V55H254ZM16 55H14V54ZM44 53V54H43ZM91 53V52H90ZM90 53H87V52H83V55L82 56H85L86 55V57L87 56H89V54ZM13 54V55H12ZM55 54V55H54ZM61 56H60V55ZM63 54V55H62ZM153 54V56H151ZM169 54V55H168ZM187 54V55H186ZM245 54V55H244ZM253 54V55H252ZM167 55V56H166ZM222 55V56H221ZM257 55H258V57H261L260 59L261 60H259V58L257 57ZM9 56V57H8ZM169 56V57H168ZM221 56V57H220ZM237 56V57H236ZM241 56H245V57H242V60H244L241 64H237V65H234L233 66V64L238 60V58H240ZM45 57V58H44ZM166 57H168V58H166ZM231 58V57H235V59L233 60V61H229V59L227 60V58ZM33 58L35 59H37V60H39L40 59V61H42L41 63H40V61H37V60H35L34 62H32V64H34V65H32L31 63L29 64L28 62L31 60H33ZM39 58V59H38ZM74 58V57H73ZM166 58V59H165ZM208 60H207V59ZM179 59V60H178ZM247 59V60H246ZM170 60V61H169ZM227 60V61H226ZM30 61V62H31ZM47 61V60H46ZM172 61V62H171ZM206 61V62H205ZM254 61V62H253ZM12 62V63H11ZM163 62V63H162ZM170 62H171V64H170ZM183 62H185V63H183ZM92 63L93 62H91V64L90 65H92ZM156 63V64H155ZM160 64V65H159ZM167 64V65H166ZM191 64V65H190ZM204 66H203V65ZM29 65V66H28ZM38 65V64H37ZM79 65H80V63H79ZM206 65V66H205ZM216 65V66H215ZM243 67H242V66ZM252 65V66H251ZM23 66V67H22ZM35 66V67H34ZM97 66V65H96ZM168 66V67H167ZM5 67V68H4ZM53 67H55V66H53ZM99 67L101 68V69H99ZM167 67V68H166ZM190 67V68H189ZM253 67L254 68H256V69H260L261 71L259 72V73H257L258 75H260V74H263L262 76V79L261 80H255V76H253L252 74L254 73V71H255V69H253ZM258 67V68H257ZM4 68V69H3ZM92 69H93V67H91ZM95 68H98L97 70H96V72L94 71V73L92 72V73H89V75H86L85 76V78H84V82L86 83L87 82V80L88 79H90V81H92L91 83L93 84V76L92 75H94L95 73H97V71L98 70H103L102 68H103V66H97V67H95ZM163 68H165L164 70H168L169 68L170 69H172V71L171 72H168V74L165 72V71H163L162 69ZM246 68V69H245ZM178 69V70H177ZM192 69H194V71L192 70ZM225 69V70H224ZM91 70V69H90ZM174 70V71H173ZM196 70V71H195ZM247 70V71H246ZM12 71V72H11ZM163 71V72H162ZM245 71V72H244ZM7 72V73H6ZM10 72V73H9ZM154 72V75L152 74ZM185 72V73H184ZM218 72V73H217ZM244 72V73H243ZM262 72V73H261ZM14 73V74H13ZM170 73V74H169ZM216 73V74H215ZM243 73V74H242ZM6 74H11V76H12V78L10 77L9 79H2L3 77H5V75ZM91 74V75H90ZM173 74V75H172ZM174 74H176L175 76H174ZM214 74V75H213ZM219 74V75H218ZM256 74V75H257ZM59 74H56L55 76H58ZM157 75H159V78H158V76L156 77ZM169 75V76H168ZM250 75L251 76H253V77H250ZM15 76V77H14ZM33 76V75H32ZM34 76H36V74H34ZM92 76V77H91ZM95 76V75H94ZM172 76V77H171ZM168 77H170V78H173V80L172 79H169ZM175 77V78H174ZM209 77V78H208ZM230 77V78H229ZM244 77V78H243ZM248 77V78H247ZM39 78V80L37 81L36 80V84H38V82H39V84H40V82L42 83L43 82V79L40 77V76H38L36 79H38ZM42 80H41V79ZM56 78V77H55ZM205 78V77H204ZM208 78V79H207ZM246 78V79H245ZM169 79V80H168ZM252 80V82H251V80ZM23 80V79H22ZM158 80H159V82H158ZM161 80V81H160ZM174 80H175V82H174ZM89 81V80H88ZM171 81V82H170ZM173 81V82H172ZM249 81V82H248ZM259 83L258 85H259V87H258V85H257V82ZM9 82V83H8ZM161 82V83H160ZM169 82V83H168ZM178 82V83H177ZM234 83L233 84V86L231 87V89H232V91H234V92H229V93H226L225 94V92L224 91H222L220 88H221V85H223V84H225V83ZM240 82V83H239ZM243 82V83H242ZM244 82L246 83V82H248V83H246V84H244ZM7 83V84H6ZM49 83V81H47V84ZM60 83V81H57L56 83H53L54 85H56V84H59ZM90 83V82H89ZM158 83H159V85H158ZM171 83V84H170ZM221 85H220V84ZM249 83H251V85L249 84ZM260 83H261V85L263 86V87H261V85H260ZM52 84V85H53ZM190 84V85H189ZM242 84H243V88H241L242 87ZM254 84L256 85V86H254ZM48 85H50L51 86V84H48ZM236 85V86H235ZM241 85V86H240ZM245 85V86H244ZM49 86V87H50ZM248 86V87H247ZM45 87V84L44 85H42L41 86V88L43 89ZM73 87V85L70 87V88H72ZM237 87V88H236ZM251 87H254L253 89L251 88ZM256 87H258V88H260V89H257ZM30 88H32V87H30ZM237 90H236V89ZM244 88H246L245 90H241V89H244ZM251 88V89H250ZM8 89V90H7ZM41 89V91H44V90H42ZM168 89V88H167ZM178 89H180V91L178 90ZM247 89H248V91H247ZM256 89V91H259V92H256L257 93V97L255 96V100H253V101H251V103L249 104L248 103V98H250V97H248V95H251L252 94V92H254L253 90H255ZM261 89H262V91H261ZM68 90H69V88H68ZM150 90V89H149ZM211 90V91H210ZM238 90L240 91L239 93H235L236 91L238 92ZM250 90V91H249ZM23 91H24V93H23ZM179 91V92H178ZM210 91V92H209ZM247 91V92H246ZM44 92H46V93H48L47 91H44ZM208 92H209V94H208ZM216 92H218L217 94H216ZM224 92V93H223ZM249 92H251V93H249ZM261 92H263V93H261ZM235 95H234V94ZM247 93H249L248 95H247ZM12 94V95H11ZM80 94H82V93H77V96L78 95H80ZM89 94V95H88ZM103 94V93H102ZM233 95V98H232V96H229V95ZM244 94H246L245 96H247V97H243L242 95H244ZM261 94H263V95H261ZM10 95V96H9ZM15 95V96H14ZM73 95H76V94H73ZM83 96L82 97H80V99L78 100V98L76 97V96H74V98H72L71 100H70V103H69V106L72 108L73 107V109H74V115H73V118H72V120L70 119L71 117H68V118H65V117H63L64 116V113L63 114H61V116L59 115V116H57L56 117V119L59 121V125H60V127L59 128H68L69 127V125H71L70 126V128H68V130H70L71 129V127H72V123L73 122H78L79 124H81L82 122L81 121H83L82 119H84L83 117H85V120H86V118H87V120L89 119L90 121H88V122H90V126H89V123H88V125H87V127L86 128H78V132H77V134H76V130L74 129V131H72V133H69V132H71V130L70 131H68V135H70V134H72V138H71V140L70 141H72L73 142V144H72V142H70L68 145H70L72 148H73V150L74 149H78V147H79V142L81 143V141H74L75 140V136L76 137H85V140H84V142L86 143L87 142V144L85 145L86 147H91V145L94 143V142H92V141H90V142H88L87 140V138H90V137H92V136H96L97 137V140L99 141V140H101V139H103V136H105V134L107 135V134H109L110 132H111V129L112 128H110V126L112 127V126H114V125H116V124H118L117 122H121V120H122V118L123 119H125L127 116H126V114H125V112L124 113H122L121 114V110L122 109H124V106H122V107H120L119 108V106H113V107H110L111 109H109L107 106H104L105 105V102H106V96H107V94H106V96L104 95H101V93L100 94H96L95 96L91 93H86V94H82ZM230 97V98H228V96ZM253 95H254V93H253ZM253 95H251V96H253ZM258 95H259V97H258ZM17 96V97H16ZM222 96V97H223ZM227 96V97H226ZM235 96V97H234ZM10 97V98H9ZM22 97V98H21ZM90 97H92V99L90 98ZM105 97V98H104ZM240 97V98H239ZM243 99H247L246 101L245 100H243ZM262 97H263V99H262ZM17 98V99H16ZM18 98H21L20 100L18 99ZM228 98V99H227ZM236 100H235V99ZM260 100H259V99ZM26 99H27V101H28V104H27V101H26ZM76 99V100H75ZM104 99V100H103ZM258 99V100H257ZM97 100V101H96ZM131 100V99H130ZM186 100V101H185ZM263 100V101H262ZM14 101H15V103H14ZM17 101V102H16ZM58 101H59V99L56 101V103L58 104ZM236 101V103H234ZM242 103H241V102ZM261 101V102H260ZM24 102H25V104H24ZM187 102V103H186ZM258 102H260V103H257ZM14 103V105L17 103V105H15L16 107L14 108H12L11 106H13L12 104ZM53 104V105H51V107H58L57 106V104ZM80 103V104H79ZM97 103V104H96ZM99 103V104H98ZM200 103V104H199ZM239 103H241V104H239ZM254 103H256L255 105L256 106H253L254 105ZM20 104V105H19ZM79 104V105H78ZM184 105V106H182V105ZM186 104V105H185ZM240 106H239V105ZM247 104V105H246ZM248 104L250 105V106H248ZM260 104V106L258 107V105ZM56 105V106H55ZM158 105V106H159ZM8 106V107H7ZM18 106V107H17ZM81 106V107H80ZM90 106H94V108H95V106L97 107V108H95V109H100V110H102L103 111V116H106L107 117V119L110 121V122H112L110 125L109 124H107L106 126L107 127H103V125H104V123L106 122V120H105V122L103 123V124H101L102 123V121L100 122V124L98 125V124H96V126L95 127H93L94 125V121L90 118V117H88L89 116V107ZM99 106V107H98ZM103 106V107H102ZM166 106H168L167 108H166ZM201 106V107H200ZM247 106V107H246ZM7 107V108H6ZM23 107V108H24ZM78 107V108H77ZM117 107V108H116ZM251 107H252V109H251ZM80 108V109H79ZM102 108V109H101ZM104 108V109H103ZM108 108V109H107ZM190 108V109H189ZM250 108V109H249ZM255 108H257L256 110H255V113H253L254 112V109ZM168 109V110H169ZM173 109V110H172ZM242 109V110H241ZM28 110H30V111H32L30 108H28ZM107 110V111H106ZM246 110H248V112L246 111ZM78 111V112H77ZM185 111V112H184ZM239 111V112H238ZM49 112V111H48ZM245 112V113H244ZM250 112V113H249ZM39 113H41L40 111H39ZM65 113H66V111H65ZM81 113V114H80ZM211 113V114H210ZM210 113H208L207 115H208V117H213V115H214V113L213 112H210ZM243 113V114H242ZM251 113L254 115H251ZM45 114H47V111L46 112H44L43 113V115H45ZM86 114V115H85ZM88 114V115H87ZM107 114V115H106ZM108 114H109V116H108ZM124 114V115H123ZM247 114H249V115H247ZM19 115V116H18ZM181 115H184V116H182V118H180V116ZM186 115V116H185ZM223 118H226V117H228L229 116V114L228 113H226V111L224 110V112H223ZM228 115V116H227ZM251 115V116H250ZM262 115H264V109H263V113H262ZM22 116H25V115H22ZM87 116V117H86ZM248 116H250V117H248ZM172 117V118H171ZM246 117H248L247 119H246ZM54 118L55 117H53L51 120H54ZM78 118V119H77ZM164 118V119H163ZM186 119H188V121H186L185 122V120ZM223 118H222V120H223ZM54 120V121H52V122H55V121H57V120ZM63 119V120H62ZM71 120V123H70V120ZM104 119V118H103ZM161 119H163V120H161ZM169 119V120H168ZM214 119H216V117H213L212 118V120H214ZM227 119H229V117L227 118ZM226 119V120H227ZM245 119V120H244ZM15 120V121H14ZM73 120H75V121H73ZM81 120V121H80ZM118 120V121H117ZM191 122H194V123H190V121ZM245 121V122H242V121ZM264 117L262 116V128L264 127ZM28 121H30V122H32V124L30 123V122H28ZM117 121V122H116ZM183 121V122H182ZM4 122H6V124L4 123ZM67 122V123H66ZM69 122V123H68ZM162 122V123H161ZM179 122V123H178ZM242 122V123H241ZM27 125H26V124ZM28 123H30L29 125H28ZM78 123H76L77 125H78ZM8 124V128H10V130H13V131H11V132H9L10 130H8V129H6L7 127H5V125H7ZM69 124V125H68ZM166 124V125H165ZM192 124V126H190ZM109 125V126H108ZM165 125V126H164ZM189 125V126H188ZM214 125V124H213ZM31 127V129L29 130L28 129V127ZM101 126V127H100ZM239 126V125H238ZM244 126V125H243ZM243 126H241L242 128H240V130H243V132H247L246 130L247 129H245V128H248V129H250V126L248 125V123L247 124H245V128L243 127ZM3 127V128H2ZM5 127V128H4ZM90 127V128H89ZM95 128V129H93V128ZM100 127V128H99ZM152 127H154V126H152ZM151 126H149V127H147V128H143V129H141V132H143L142 134H141V137H146V136H153V131L154 130H156V132L158 131L157 129H154V128H152ZM162 127V128H161ZM180 127H181V129H180ZM196 129H195V128ZM49 128V127H48ZM47 128V129H48ZM99 128V129H98ZM156 128V127H155ZM179 128V129H178ZM7 131H6V130ZM94 131H93V130ZM152 129H154L153 131H152ZM202 129H204L205 130V132H204V130H202ZM208 129H210V130H208ZM245 129V130H244ZM28 130V131H27ZM48 130H50V132L48 131V135H50L51 133H52V131H51V129L49 128ZM81 130V131H80ZM88 130H89V133H87L88 132ZM101 130V131H100ZM130 130V129H129ZM149 130V132H146V131H148ZM196 130H197V132H196ZM107 131V132H106ZM119 131V129L117 130H115V132L113 133V136H110V138L111 137H114L116 140H117V138L118 139H120V140H124V142L126 141V140H128V139H130L131 138V136L133 135L132 133H130V131L128 132V130L126 131L127 133H122L121 135H119L118 132ZM152 131V132H151ZM158 131V132H159ZM166 131H167V129H166ZM181 131V132H180ZM184 131V132H183ZM200 131H201V133H200ZM264 131V130H263ZM75 132V133H74ZM144 132H146V134L144 133ZM151 132V133H150ZM199 132V133H198ZM31 133V134H30ZM84 134L83 136L82 135H80V134ZM86 133H87V135H86ZM96 133V134H95ZM98 133V134H97ZM105 133V134H104ZM148 133V134H147ZM166 133V132H165ZM177 133V134H176ZM8 134V135H7ZM80 136H79V135ZM88 134H90V135H88ZM116 134H118V135H116ZM132 134V135H131ZM186 136H184V135ZM190 134V135H189ZM214 134V133H213ZM231 134V135H230ZM237 134V131L236 130H234V132L233 133H227V135H226V137H224V138H227V140H224V141H226V142H229L230 140V142H235L236 141V138H237V136L238 135H236ZM7 135V136H6ZM128 135V136H127ZM189 135V136H188ZM211 136V138H216V139H218V141H220L221 139H219L220 137H219V135L217 134L216 135V133L214 134L215 136H213L212 134H210ZM228 135H230V136H228ZM13 136V137H12ZM126 136V137H125ZM130 136V137H129ZM160 136V137H159ZM162 135H158L157 136V139L158 138H160L159 139V141H160V143H161V147H158L157 149L158 150H156V151H154V150H152V151H154V155L151 157L152 158V160L154 161V166L156 165V166H158L159 165V162H160V166H161V172H159V173H161V175L163 174V169L162 168H164L163 167V165L162 164H164L163 162H164V159H165V157H167V155H169L168 153L170 152V155H171V153H172V151H170V147H168L169 145H170V140L168 139V140H166L165 139V142H164V138L163 137H161ZM177 136V137H176ZM213 136V137H212ZM263 136V135H262ZM9 137V138H8ZM20 137H21V139H20ZM87 137V138H86ZM176 137V138H175ZM183 137V138H182ZM185 137V138H184ZM248 137H250V136H247V138ZM50 138V139H49ZM73 138H74V140H73ZM121 138H123V139H121ZM126 138V139H125ZM172 138H170V139H172ZM19 139H20V142H19ZM33 139V140H32ZM163 139V140H162ZM244 139H246L245 137H244ZM36 140V141H35ZM238 140V139H237ZM255 140H257L256 138H255ZM18 142V143H20V144H18L17 146H15V147H12V148H10V146H11V143H13V142ZM107 141V140H106ZM158 141V142H159ZM168 141V142H167ZM218 141H217V143H218ZM254 141V140H253ZM262 142H264V140L262 141ZM42 143V144H41ZM164 143V144H163ZM166 143V144H165ZM213 142L211 141V142H209V144H205L207 147L209 146V145H211ZM217 143H215L216 145H215V147L217 148V150H216V152H218V151H220L223 147L221 146V144H217ZM78 144V145H77ZM163 144V145H162ZM233 144H235L236 145V143H233ZM67 145V144H66ZM89 145V146H88ZM167 145V146H166ZM235 145H233V146H235ZM262 145H263V143H262ZM103 146V144H100L98 147H96L95 146V148L94 149H92V152H90L89 153V155H87V157H85V158H80V161L82 162L83 160H85L86 158V160H85V162H82V165L83 166H85V167H87V165H91V161L92 160H95V158H98L100 155H102V147ZM166 146V147H165ZM206 146H204V147H206ZM248 147H246V148H249V147H251L252 145H247ZM101 147V148H100ZM123 147L125 148V146L123 145ZM122 146H120L119 147V150H123L122 148H123ZM164 148V150H163V148ZM214 147V146H213ZM222 147V148H221ZM236 147V146H235ZM235 147L233 148V150H234V152L233 151H231V152H228L229 154H225L223 157H221L220 159H216V160H209L208 161V164L210 163V165L208 166V164L206 163V162H202V164L200 163V165H202L201 167H203V164H205L206 163V165H204L205 167H203V168H201L200 167V165L199 166H196L195 168L197 169V168H201V170H205V172L204 171H202L203 173V175H205L206 173H208V172H210V173H208V174H206L205 176H207L208 178L210 177V180L212 179V181L210 182V180L207 178V177H205V180L206 179H208V180H204V182H197V184L195 183V184H193V182H192V180H193V178L196 176V177H199V176H202V174L200 175V173H194V174H192L191 176L189 175L188 176V179H186L187 178V175L185 176V174L183 173L184 172V170H186L185 168H187L188 166V164H189V162H192L193 161V159L194 158H191V160H188V159H185V158H183L182 160H184V166H183V172H182V170H181V172H182V174L184 175V177H185V179L183 178V175H181V173H180V171H178L176 168H177V166L180 164V162H179V164H178V162H177V159H173V166L175 167V169H174V167H173V169H171V170H169V172H171L173 175H175V177H172V179H171V182H168L167 184H166V182H164L165 181V179H164V177H162V178H160L159 179V177L161 176L160 174H159V177L157 176V181L155 182L154 181V183L151 181V183L149 182V184H148V182H146L145 183V185H147L148 187L147 188H149V189H147V191L148 190H150V191H152V192H156L157 190L160 192V194H161V197H162V199H159V200H162V201H159V203H158V201H156L157 202V204H155V202H152V200H150L151 199V197L149 198V196L146 194H143L144 196H146V197H144V196H140V198L138 197V196H136L135 194H134V192H136V190L138 189V185H135V186H133V187H128V185H127V188H126V190L124 191L126 194H127V192L126 191H128V199H127V197H126V200H130V201H134L135 200V202H133L135 205L134 206H137V203H138V205H139V203L140 202H144L143 204H142V206H145L146 204H147V206H145V207H148L149 208V206H150V208H149V210H150V212H151V210H152V212H154L156 215H158V214H161V216L163 215L165 218L164 219H168V213L170 212V211H172L174 208H175V206L177 205H179V207L178 208H184L185 206H187V209L185 208V209H183V210H185L184 212L185 213H183V211H182V213H183V215H185V217L184 216H182V217H180V219H183V220H181V227H182V224H183V222H184V224H187L186 222L188 221V219H191L192 217V219L191 220H199V219H201L202 217H200V214L198 213L199 211L198 210H196V209H199L200 210V208H201V206H203L204 204H206V203H210L209 205L211 206V207H213L214 206V204L215 205H217V206H220V207H222L223 209H225V207H226V209L225 210H231V209H233L234 211H236V209L238 208H234V206L236 205V203L237 204H242L245 200H246V197H248V194H251L250 196H254V197H250L251 199H255V198H258L257 199V201L258 202H252L251 204H253V203H255V204H253V205H248V206H246L244 209H247V210H251V209H255L256 210V205H258V203L262 200V205H260V203H259V207H264V192H262V195L261 194H257V192L259 193L260 192V190H257V187L256 186H254L255 184L253 183V182H251V187H249V186H247V187H245L246 186V182L249 180V181H251L250 179H252V178H249L248 177V174H246V172H247V170L249 169V167L248 166H241V168L239 169V167H240V164L238 163V162H240L241 160H243V155L242 154H240V152H236V149H235ZM245 146H243V148H244ZM15 148H17V149H15ZM20 148V149H21ZM97 148V149H96ZM159 148H161L162 149V151L159 149ZM218 148H219V150H218ZM101 150V151H98V152H96V150ZM127 149V148H126ZM37 150H39V151H37ZM43 151V152H42ZM163 151H164V153L166 152H168L167 154H166V156H165V154L163 153ZM264 151V148H262V152ZM41 152V154L39 155V153ZM46 152H49V153H47L46 154ZM101 152V153H100ZM161 152V153H160ZM190 152V151H189ZM215 152V153H216ZM233 152V153H232ZM97 153V154H96ZM160 153V154H159ZM191 153V152H190ZM236 153V154H235ZM25 154H29V152H26ZM45 154V155H44ZM92 154H93V156H95V158L92 156ZM96 154V155H95ZM98 154H99V156H98ZM164 154V155H163ZM11 155V156H10ZM19 155V156H18ZM157 155V156H156ZM160 155V156H159ZM169 155V156H170ZM235 155V156H234ZM26 156H28V155H26ZM39 156V157H38ZM43 156V157H42ZM89 156V157H88ZM93 158H92V157ZM163 156V157H162ZM36 157H38V158H36ZM42 157V158H41ZM53 157H55V156H53ZM52 157V158H53ZM101 157V156H100ZM99 157V158H100ZM155 157V158H154ZM233 157V158H232ZM236 157H239V158H236ZM163 158V159H162ZM232 158V159H231ZM240 158H242V159H240ZM16 159V160H15ZM90 159H91V161H90ZM190 159V158H189ZM224 159V160H223ZM239 159H240V161H239ZM45 160V161H44ZM122 160V159H121ZM159 160V161H158ZM163 160V161H162ZM174 160H176L175 162H177L176 164H175V162H174ZM195 160V159H194ZM221 160H223L222 161V163L225 161V163L226 164H224L223 165V168L221 167V165L220 164H222V163H219V162H221ZM230 160L232 161L231 163H230ZM238 160V161H237ZM16 161V162H15ZM120 161V160H119ZM158 161V162H157ZM185 161H187V162H185ZM189 161V162H188ZM215 161V162H214ZM218 162V164L220 165V170H221V173H220V170H217V169H219V166H218V164H217V162ZM227 161V162H226ZM86 162H87V165H86ZM151 162V161H150ZM149 162V163H150ZM212 162H214V164L212 163ZM229 162V163H228ZM119 162L117 161L116 162V164H118ZM142 163V162H141ZM140 163V161H138V160H132V159H128V160H122V162H121V164H122V166L120 165V164H118L116 167H118V170L121 168V171H127L128 170V172H131V173H134V172H137V171H139V169H140V165H143V164H141ZM186 163H187V165H186ZM14 164H16V165H14ZM42 164V163H41ZM115 164V165H116ZM236 164V165H235ZM21 167H20V166ZM177 165V166H176ZM234 165H235V167H234ZM26 166V167H25ZM36 167V168H38V169H34V167ZM83 166H80V167H77L76 168V171H78L77 169H79V171L81 172V173H83L82 172V168L83 169H85ZM155 166V167H156ZM210 167V169L208 168V167ZM215 166V170H216V172L215 171H213L214 170V167ZM233 167L232 169L230 168V167ZM236 166H238V167H236ZM22 168V169H26V170H24V171H26L24 174H23V172L21 173L22 175V179L19 181V182H17L16 183V181H13V179L11 178L12 176L11 175H13V171L15 172V170H17V168ZM40 167H41V171H40ZM110 167H112V166H110ZM216 167H218V168H216ZM246 167H248V169L246 168ZM122 168H124V169H122ZM142 168V167H141ZM200 168L199 169H197L199 172H201V170H200ZM31 169H34L33 171H31ZM206 169H208L207 171H206ZM228 171H227V170ZM231 169V170H230ZM239 169V170H238ZM30 170V171H29ZM133 170V171H132ZM136 170V171H135ZM232 170H234L233 172H232ZM236 170V171H235ZM246 170V171H245ZM260 170V169H259ZM38 171H40V172H38ZM76 171H74V173H76ZM125 171V172H126ZM241 171V172H240ZM11 172V173H10ZM28 172V173H27ZM36 172V173H35ZM43 172V173H42ZM61 172V173H60ZM118 172H120V170L118 171ZM176 172V173H175ZM177 172H179V173H177ZM215 172V173H214ZM220 174H219V173ZM226 172V173H225ZM230 172V173H229ZM244 172V173H243ZM27 173V174H26ZM45 173V174H44ZM205 173V174H204ZM232 173V174H231ZM26 174V175H25ZM39 174H41V176H39L38 177V179H39V181L37 180V183H40V187H43V188H45V190L46 189H48L47 191L48 192H45V190L43 191V192H40V193H33L34 191H36L37 189L35 188V187H33L30 183L32 182V181H35L34 180V178H37V176L39 175ZM111 174V175H110ZM179 174V175H178ZM214 174V175H213ZM37 175V176H36ZM181 175V176H180ZM194 175V176H193ZM209 175V176H208ZM224 175V176H223ZM229 175V176H228ZM235 175V176H234ZM31 176V177H30ZM43 176V177H42ZM115 178H114V177ZM155 176V177H156ZM177 176V177H176ZM212 176V177H211ZM219 176V177H218ZM60 177V178H59ZM103 177V176H102ZM216 177H218V178H216ZM223 177V178H222ZM236 177H237V179H236ZM248 177V178H247ZM260 177H262V186H261V188H262V191H264V160H263V157H262V176H260ZM9 178H11V179H9ZM48 180H47V179ZM55 178H57V179H55ZM79 178H82V176L81 177H79ZM190 178V179H189ZM213 178H214V180H213ZM53 179V180H52ZM74 179V180H73ZM114 180V181H111V180ZM116 179V180H115ZM192 179V180H191ZM222 179V180H221ZM228 180V181H226V180ZM231 181H230V180ZM243 179V180H242ZM246 179V181H245V183H244V180ZM177 180V181H176ZM181 180V181H180ZM182 180H184L183 182L186 184H184V183H182ZM216 180V181H215ZM239 180H241V181H239ZM63 180H61V182H62ZM101 181V182H100ZM140 181H142V180H140ZM139 181V182H140ZM218 181V182H217ZM225 181V182H224ZM238 181V182H237ZM243 181V182H242ZM9 182H11V183H9ZM14 182V183H13ZM55 182V183H54ZM114 184H113V183ZM124 182V181H123ZM122 182V183H123ZM139 182H137V183H139ZM173 182H174V184H173ZM178 182V183H177ZM189 182V183H188ZM211 184H210V183ZM215 182V183H214ZM221 182V183H220ZM232 182V183H231ZM234 182H235V184H234ZM58 183V184H57ZM80 183V184H79ZM89 183V184H88ZM100 183V184H99ZM109 183V184H108ZM113 185H112V184ZM121 183V182H120ZM156 183V184H155ZM182 183V184H181ZM192 183V184H191ZM201 183V184H200ZM204 185H203V184ZM207 183V184H206ZM220 183V184H219ZM225 183V184H224ZM13 184H15V186L12 188V186L11 185H13ZM17 184V185H16ZM29 184V185H28ZM47 184V185H46ZM151 184H152V186H151ZM154 184V185H153ZM171 184V185H170ZM181 184V185H180ZM188 184V185H187ZM191 184V185H190ZM200 186H199V185ZM243 184H245V185H243ZM248 184H249V182H248ZM42 185V186H41ZM44 185H46V186H44ZM52 185V186H51ZM56 185V186H55ZM105 184H103V186H106ZM110 185V186H109ZM116 185V186H115ZM184 185V186H183ZM190 185V186H189ZM196 185V186H195ZM212 185H213V187H212ZM226 185V186H225ZM231 185V186H230ZM233 185V186H232ZM252 185H253V187H252ZM137 186V187H136ZM180 186V187H179ZM189 186V187H188ZM194 186H195V188H194ZM216 186V187H215ZM222 187V189L220 188V190L217 192L216 191V188L217 187ZM9 187V188H8ZM21 187V188H20ZM51 187H53V188H51ZM54 187L55 188H60L61 190H58V189H56L57 190V193H56V190H54ZM62 187V188H61ZM134 187H135V189H134ZM159 187V188H158ZM175 187H178V189L177 188H175ZM188 187V188H187ZM197 187H199V192H197L198 190H197ZM215 187V188H214ZM230 187H231V190L229 191V193L228 192H226V191H228L229 189H230ZM130 188V189H129ZM137 188V189H136ZM156 189V190H153V189ZM180 188H182L181 190H184V192H183V194L184 195H182V192H181V194H180ZM192 188V189H191ZM208 188H209V190H208ZM212 188V189H211ZM226 188V189H225ZM247 188V190H245ZM253 188V189H252ZM9 189V190H8ZM134 189V190H133ZM243 189V190H242ZM250 189V190H249ZM14 190V191H13ZM16 190H18V191H16ZM22 190V191H21ZM32 191V193H31V191ZM134 192H133V191ZM162 190V191H161ZM178 190V191H177ZM187 190V191H186ZM188 190H190L189 191V193L190 192H192L191 194H189L188 193ZM193 190V191H192ZM233 190V191H232ZM254 190V191H253ZM21 191V192H20ZM179 192V193H177V192ZM186 191V192H185ZM194 191H196V193L194 192ZM241 191V192H240ZM252 191V192H251ZM9 192V193H8ZM29 192V193H28ZM46 193V195H45V193ZM55 192V193H54ZM60 192V193H59ZM62 192H64V193H62ZM168 192V193H167ZM170 192V193H169ZM202 192V193H201ZM204 192H205V194H204ZM216 192H217V194H216ZM245 192V193H244ZM250 192V193H249ZM41 193H44V194H41ZM48 193V194H47ZM63 195H62V194ZM185 193L187 194V196H185ZM194 193H195V195L197 194V193H200V194H197L198 195V197L197 196H195L194 197ZM232 193V194H231ZM246 193H247V196H246ZM254 193V194H253ZM255 193H256V195H255ZM7 194V195H6ZM40 196H39V195ZM58 194H59V196H58ZM131 194V195H130ZM136 194H137V192H136ZM167 195V197H166V195ZM169 194V195H168ZM171 194V195H170ZM177 194V195H176ZM182 195V196H178V195ZM214 194V195H213ZM227 194V195H226ZM253 194V195H252ZM41 195H43V196H41ZM135 195V196H134ZM189 195V196H188ZM215 195L217 196V197H215ZM37 196V197H36ZM58 196V197H57ZM64 196H65V198H64ZM132 196V197H131ZM133 196L135 197V198H133ZM178 196V197H177ZM183 196H184V198H183ZM193 196V197H192ZM200 196H201V198H200ZM212 196H213V198H212ZM246 196V197H245ZM258 196V197H257ZM260 196H262V197H260ZM2 197V198H1ZM41 197V198H40ZM43 197H46V199H48V200H46L47 202L46 203H43V200H41ZM51 197V198H50ZM114 197V196H113ZM137 197V198H136ZM181 197H182V199H181ZM190 197H192V198H190ZM209 199L210 198V201L207 199V198ZM249 197H248V199H249ZM18 198V199H17ZM36 198H38V200L36 199ZM133 198V199H132ZM148 198V199H147ZM170 198V199H169ZM177 199V201H176V199ZM194 198V199H193ZM196 198V199H195ZM197 198H199V200L197 199ZM203 198V199H202ZM214 200H212V199ZM216 198V199H215ZM217 198H219L220 200H217ZM262 198V199H261ZM4 199V200H3ZM36 199V200H35ZM56 199V200H55ZM138 199V200H137ZM141 199V200H140ZM143 199V200H142ZM181 199V201H179ZM190 199V200H189ZM191 199L193 200V201H191ZM201 199V200H200ZM251 199H249L250 201H252ZM261 199V200H260ZM40 200V201H39ZM50 200V201H49ZM139 200H140V202H139ZM147 201V203H145L146 201ZM182 200H183V202L185 203V201L186 200H188V201H186V203H188V205L186 204H181L182 203ZM203 200V201H202ZM206 200H208V201H206ZM233 200H234V203H233ZM248 200V201H249ZM163 201H164V203H163ZM179 201V202H178ZM190 201L191 202H194V203H190ZM232 201V202H231ZM16 202V203H15ZM18 202V203H17ZM40 202H42L43 204H41ZM117 202H120V197H118L117 198ZM150 202H152V205H151V203ZM160 202H162V203H160ZM204 202V203H203ZM241 202V203H240ZM34 203H36V204H34ZM6 204V205H5ZM159 204V205H158ZM163 204V205H162ZM166 204L168 205L167 206V208H166ZM171 204V205H170ZM213 204V205H212ZM13 205V206H14ZM21 205V206H22ZM45 205H46V207H45ZM162 205V206H161ZM173 205H175V206H173ZM184 205V206H183ZM190 205H192V206H190ZM197 205V206H196ZM200 205V206H199ZM3 206V207H2ZM11 206V207H10ZM171 208H170V207ZM173 206V207H172ZM191 208H190V207ZM251 206V207H250ZM29 207V208H28ZM93 207V206H92ZM158 207L159 208H161L160 210H159V212H161V213H158ZM168 207H169V210H168ZM249 207V208H248ZM259 207H257V209L259 208ZM45 208V209H44ZM40 209V210H39ZM189 209H191V210H189ZM253 209V210H254ZM89 210V211H88ZM169 212H168V211ZM187 210V211H186ZM193 210H195V212L197 211V213H198V215H197V213H194L195 214V216H194V214H193ZM8 211V212H7ZM238 211H239V209H238ZM163 212L165 213V214H163ZM188 212V213H187ZM85 213V215H82L83 217L81 218V217H78V218H75V217H73L76 221H74V222H71L69 219H64L63 221H60V224H61V227H60V230H63L65 227H67V225L69 226V225H72V228H78L79 227V225L80 226H82V225H84V224H88L89 222H91L93 219H97V217L98 216H96L97 214H96V211L95 210H93V209H91V207L88 209H86V211L84 212ZM110 213V218H109V221H108V219L105 221V223L102 225V226H100V229H104V232H105V234H103V235H101V236H104V235H107L108 237L110 236L111 237V235H112V237L113 236H116V235H118V234H120L121 232L120 231H122L123 229V232H125V231H127L128 230V232H131V230L133 229L132 227H129V225H126V224H129V221L126 219V220H124V221H122V224H121V222L120 223H117L116 221H114V223H113V220H115V219H113L114 218V216H113V213L110 211L109 212ZM158 213V214H157ZM188 215H187V214ZM43 214H45V215H43ZM123 214V213H122ZM94 215V216H93ZM193 215V216H192ZM46 216V217H47ZM1 217V216H0ZM25 217H24V220H25ZM30 217V218H29ZM111 217H113V218H111ZM188 217H190V218H188ZM195 217V218H194ZM200 217V218H199ZM1 218H3V217H1ZM0 218V219H1ZM48 218H50V217H48ZM91 218V219H90ZM199 218V219H198ZM78 219V220H77ZM82 219V220H81ZM85 219V220H84ZM111 219V220H110ZM164 219H162V221L161 222H164ZM23 220V221H24ZM32 220V219H31ZM84 220V221H83ZM89 220V221H88ZM238 222H237V221ZM235 220V222L236 223H240V221L238 220V219H236ZM0 221H2V219L0 220ZM15 221H17V223L15 222ZM110 221H111V223H110ZM186 221V222H185ZM192 221V222H193ZM14 222V223H13ZM72 224H71V223ZM79 224V225H78ZM90 224V223H89ZM120 224V225H119ZM125 226H124V225ZM136 224V223H135ZM140 224V223H139ZM142 225H140V228H141V230L137 233V231L134 233V235L135 236H137V237H139L138 235H140V234H143L144 232H145V230H146V227H147V225H146V227L143 225V223H141ZM183 224V225H184ZM121 225H123V226H121ZM74 226V227H73ZM78 226V227H77ZM172 226V225H171ZM173 226H175V225H173ZM185 226V225H184ZM238 226H240V224L238 225ZM237 226V227H238ZM71 227V226H70ZM126 227V228H125ZM128 227V228H127ZM145 227V228H144ZM187 225H186V227L184 228V230L183 231H185V230H187ZM158 228V227H157ZM157 228H155V230L157 231L158 229ZM163 227H159V232L161 233V232H163V231H165V229L163 228ZM142 229H144V231L142 230ZM162 229V231H160ZM120 230V231H119ZM155 230H153L152 232H154ZM120 232V233H119ZM133 232H134V230H133ZM133 232H131V234L133 233ZM143 232V233H142ZM111 234V235H110ZM123 234V233H122ZM126 235H128L127 233H126ZM126 235H124L123 234V238H125V239H127L126 238ZM47 239V235H43L42 236V239H43V243H45L46 242V240L44 239ZM102 238V240H103V242L104 243H106L107 244V242H108V240L106 239V237H101ZM45 240V241H44ZM48 240V239H47ZM140 245H142V243L141 244H139L138 246H140ZM148 248H151V246H149ZM8 258V257H7ZM9 258H10V256H9ZM5 260H6V257L5 258H2V259H0V264H2V263H4L5 262ZM66 264H70V262H69V260H66Z\"/></svg>","mask_w":264,"mask_h":264}]
</instances>
